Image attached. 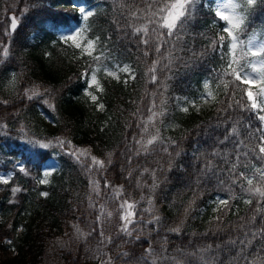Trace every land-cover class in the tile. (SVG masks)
Instances as JSON below:
<instances>
[{
	"label": "trees",
	"instance_id": "trees-1",
	"mask_svg": "<svg viewBox=\"0 0 264 264\" xmlns=\"http://www.w3.org/2000/svg\"><path fill=\"white\" fill-rule=\"evenodd\" d=\"M206 2L196 0L179 40L165 36L175 49L161 47L153 73L158 57L151 41L159 22L153 13L159 16L163 0H0V170L15 173L8 183L0 182V253L13 251L0 264H97L100 256H112L115 264H137L149 242L156 253L163 244L166 256H177L184 264L201 261L181 256L180 250L191 253L208 244L212 251L205 259L213 257V264H245L241 245L229 241L243 238L242 224L264 228V199L250 196L247 184L242 179L235 183L228 169L236 140L247 149L256 147L258 140H250L249 134L258 136L262 122L247 100V85L233 78L220 90L213 88L214 76L227 64L230 43L227 37L219 41L226 35L225 22ZM81 7L93 13L87 20ZM246 11L247 28L264 23V0ZM10 13L20 21L13 33ZM145 24L147 37L134 33L133 26ZM61 28L81 29L89 40L99 37L93 56L104 54L103 63L114 69L129 65L134 78L122 70L118 77H100L93 102L86 92L96 60L61 40ZM144 38L149 45L141 43ZM204 93L214 99L201 108L195 101ZM175 97L180 106L166 111ZM233 124L239 136L220 143ZM35 142L50 146L42 149ZM213 149L228 153V162L217 157L213 172L201 175L204 157ZM52 157L58 166L45 176L44 165ZM245 163L241 157V165ZM260 165L250 155L247 167L236 171L249 174ZM145 168L155 169L157 187H151ZM257 186L264 188V181ZM97 187L98 193L93 190ZM117 189L119 197L114 196ZM219 199H228V205H218ZM125 200L135 206L129 230L139 239L120 231L119 205ZM153 215L160 217L155 227L148 223ZM178 225L180 234L169 231ZM76 227L85 235H78ZM125 252L129 255L123 256ZM243 254L264 264V238L257 236Z\"/></svg>",
	"mask_w": 264,
	"mask_h": 264
},
{
	"label": "snow or ice",
	"instance_id": "snow-or-ice-1",
	"mask_svg": "<svg viewBox=\"0 0 264 264\" xmlns=\"http://www.w3.org/2000/svg\"><path fill=\"white\" fill-rule=\"evenodd\" d=\"M196 0H163V6L157 9V12L159 13V16L157 17L155 13H153V18L158 20L159 22L156 24V27L153 29V34L155 35V40L151 41L152 44V50L157 55V60L154 61L152 69L153 73L156 70V65L159 63V57L163 55L161 53V47L165 45H169L171 48L175 49V44L172 43L171 39H165V36L168 38H174L175 40L180 39V33L183 29L186 21L190 18L192 13V7L195 4ZM257 3V0H244V4L246 7L254 6ZM232 9V13H226L220 10H217L215 12V17H218L219 20L224 21L225 25L222 27V32L226 35L219 36V41H224L227 37L230 43V52L232 55V59L228 62L227 68L225 70V75H231L234 77V79L237 82L243 83L244 85L248 86V90L246 92L247 100L250 102L251 109L254 110L255 114L257 115V119L262 122L261 127L257 128L256 131L259 133L258 136H253L252 134H249V139H255L258 140V145L252 149H247V146L244 144L242 140H236L234 145V161L231 163L228 171L230 175H233L235 178L243 179L246 181L247 188L245 189L247 193L250 196H257L261 199H264V188L261 187H253V180L259 179L261 181H264V99H262L259 103L257 101V96L254 95L252 88L257 86V80H259L260 84H264V60L259 62L260 66H257V63L250 62V66L252 69V72L257 73V78H250L248 77L247 71L241 72L236 67H233V64L237 63L235 58V50L238 47V43L240 40V37L238 36V32L242 30L246 16L244 15H237L235 14V9L237 7L236 4H230L229 5ZM80 13L82 15L83 20H87L93 13L91 10H85V8L81 7ZM133 16L136 15V13H132ZM151 22V21H150ZM17 27L16 18L13 16L11 18V29L14 31ZM166 31H161V30ZM134 33L140 34L143 33L144 37H147L148 34V26L147 24L142 26H133ZM80 35L79 31H75L72 33H66L62 34V39L65 42H71L73 46L77 49H80L81 51H86L87 55L92 56L93 60L98 61L100 59L99 56H93V52L95 50V44L99 40V37H96L95 40H88L85 42H79L78 37ZM253 39L250 38L247 41V51L251 54L252 57H264V43H261L258 45L255 49L252 48ZM141 43L144 45H149L150 39L144 38L141 40ZM213 47H216V44H213ZM167 50V49H166ZM3 56L8 55V49L7 47H4L2 49ZM145 55H148V52H145ZM195 55V54H194ZM243 55V52H242ZM171 61H169V64ZM165 67H168V65H165ZM124 72H129V68L127 66H124L122 68ZM109 75H113L112 72L108 73ZM87 75V74H85ZM91 81L93 84H97V77L95 73L93 72L91 75ZM134 78V77H133ZM153 82L156 80V76H152ZM205 87H207V82H205ZM31 98V97H29ZM202 99L205 103L209 102V100L214 99V97L211 95V93H204L202 95ZM91 100L93 102L97 101L96 95H91ZM239 103V102H237ZM98 107L100 109L104 108L103 104H99ZM230 108L231 105H228ZM184 112H188V107H183L181 109ZM223 111V109H222ZM248 127H251L250 125ZM239 136L238 128L235 124L228 130L226 135L224 136L223 140L220 141V143H224L226 141H229L232 137ZM156 139V137H153L152 139L147 140V145L153 144V141ZM38 144V146L42 149H47L50 145L48 143L39 144V142H35ZM61 146L64 145V141L59 142ZM144 151L147 152L148 148L147 146H143ZM246 149V150H244ZM164 151H167V149H164ZM74 154V153H70ZM180 153L179 151L176 152V155L178 156ZM252 156L253 159H256L257 157L261 161L260 167H253L251 169V174H246L245 172H237L236 169L238 167H247V160L249 156ZM220 157L222 158L226 163L228 162V153L221 152L218 149H213V151L207 156L204 157V161L202 163L201 167V175H206L208 173L213 172V170L217 167L213 161L215 158ZM241 157L244 158L245 164L241 165ZM79 158V157H77ZM94 162L99 163L101 167L103 166V161H96V158H92ZM171 165L169 164V167ZM21 171H23V168H21ZM143 173H149V175L152 178V188H155L158 186L157 178H156V171L155 169L149 170L148 168H145L143 170ZM141 173V175H143ZM257 174H259L257 176ZM45 176L48 175L47 172L44 173ZM131 175V173H129ZM0 180H3L4 183H8L6 179L3 177H0ZM46 180H41L40 183H46ZM199 182V177H197V183ZM234 182L236 180L234 179ZM243 187V185H240ZM105 187H110L107 182L105 183ZM94 191H97L98 193V187L93 189ZM13 191H19L18 188L13 189ZM121 190L117 189V191L114 193L115 197H119ZM43 196H47L48 193L44 192L41 193ZM191 203H189V208L191 207ZM229 203L228 199H219L217 201L218 205H224L227 206ZM247 203L251 204L252 200H247ZM149 204H151V200H149ZM120 209L122 210V214L120 216V219L122 221V226L120 228V231L123 232L128 237H131L132 239H139L140 236L137 234L136 236H133L132 231L129 230V225L133 223L136 213L134 211V204L130 203L129 201L125 200L119 205ZM219 210V209H217ZM188 208L185 209V214H187ZM107 215L110 217L112 215L111 212H108ZM217 221H219V217H216ZM160 217L157 215L152 216V220L148 221V223L153 224V227H155V224L159 222ZM255 221V217L252 218V220L249 221V225H251ZM183 221H181V224ZM241 229L243 230V238L239 240H231L229 241L230 244H237L239 243L241 245L239 249V255L240 259L245 261V264H256L255 261L248 259L243 253L244 248L251 245L252 241L257 238V236L264 238V228H258L256 230H253L251 227H248L246 225H241ZM169 231L180 234L181 227L178 225L174 228H170ZM76 232L80 236H84L85 234L81 232L79 227H76ZM101 237L104 236L103 232L101 231L99 233ZM250 237V238H249ZM108 242L111 241V238H107ZM167 238L165 237V243ZM11 243V241H8ZM104 242L103 240L101 241ZM167 249L161 245V251L159 253H156V251L151 247V244L149 242V246L144 249L143 254L139 257L137 264H140V261H144L145 264H158V261L161 260H171L172 264H184L183 260L178 258L177 256H171L168 257L165 255ZM181 251V256L183 255H189L198 257L201 261V264H213L214 258L209 256L208 259H205V256L212 251V245H204L202 247H199L196 251L191 253H183V250ZM123 256H128L129 254L127 252L122 254ZM110 261V257H109Z\"/></svg>",
	"mask_w": 264,
	"mask_h": 264
},
{
	"label": "rangeland",
	"instance_id": "rangeland-1",
	"mask_svg": "<svg viewBox=\"0 0 264 264\" xmlns=\"http://www.w3.org/2000/svg\"><path fill=\"white\" fill-rule=\"evenodd\" d=\"M210 1H212V2H210V4H211V6L215 12L217 10H220V11H223L226 13H232L233 9L229 5L230 4H236L237 7L235 9V14L246 16L245 24H244L242 30L237 33L238 36L240 37V40L238 43V47L235 50V58H236L237 63L233 64V67H236L242 73L247 71L248 77H250V78H254V79L257 78V73L252 72L250 62L257 63V66H260L259 62L264 60V57H252L251 54L247 51V41L250 38H254L253 44H252L253 49H255L261 43H264V24L258 25V26L254 25L253 27L246 29L249 26L250 20H249L247 11H246V6L244 4V0H210ZM7 7L8 6L6 3L2 9L6 11ZM247 17H248V20H247ZM9 24H10V20L8 22V25ZM75 31L80 32V35L78 37L79 42L87 41V39L84 35V32H82L78 28L73 29L71 31L70 30H64L62 32V34L72 33ZM83 52H86V51H83ZM242 52H243V55H242ZM228 57H229V61H230L232 59V55H231L230 51H229ZM125 66H127L129 68V72H125V73H127V74L132 73L131 67L128 65H125ZM97 69L100 72L99 74H95L97 77V84H93L91 81V78H90V85L92 87L86 92V97H88L89 99H91V95H96L95 91L97 89H99L100 84H99L98 76L100 74L109 75L108 74L109 72H112L113 76H114L117 74V70H118V69H116V70L100 69L99 66H97ZM133 77H134V75L131 74L130 78H133ZM228 81H229V75H225L224 73H221L220 75H218L216 78L213 79V88L220 90L223 86H225L228 83ZM100 88H101V86H100ZM253 93H254V95L257 96V101L260 102L262 100V96H264V84H260L259 80H257V86L254 87ZM183 99H186V97H184ZM180 103H181V99L178 97H175L173 100L168 101V104L165 106V109H166V111L172 112L175 110V108L180 106ZM195 104L198 107L204 108L209 104V102L205 103L202 99V96H200L195 101ZM160 135H161V132H160ZM161 139L165 140V136H162ZM57 166H58L57 158H51L46 162V164L44 166L45 172L49 173V172L53 171ZM13 175H14V173L12 171H0V177H3L7 181H10L12 179ZM258 175L259 174H257V176ZM235 180H236V182L240 181V179H238V178H235ZM241 181H242V184L246 183V181H244L243 179ZM0 182H3V180H0ZM12 253H13V251H11V250H7L3 253L1 252L0 253V259L9 256ZM109 257H110V261H109ZM112 260H113V262H112ZM97 264H115V261L112 258V256H100V258L97 260Z\"/></svg>",
	"mask_w": 264,
	"mask_h": 264
},
{
	"label": "water",
	"instance_id": "water-1",
	"mask_svg": "<svg viewBox=\"0 0 264 264\" xmlns=\"http://www.w3.org/2000/svg\"><path fill=\"white\" fill-rule=\"evenodd\" d=\"M13 17V16H12Z\"/></svg>",
	"mask_w": 264,
	"mask_h": 264
}]
</instances>
